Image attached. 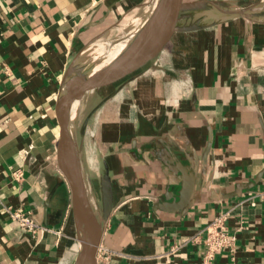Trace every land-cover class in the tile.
Masks as SVG:
<instances>
[{"label":"crops","instance_id":"1","mask_svg":"<svg viewBox=\"0 0 264 264\" xmlns=\"http://www.w3.org/2000/svg\"><path fill=\"white\" fill-rule=\"evenodd\" d=\"M151 1L0 0V264H74L60 82L79 51ZM247 1L245 13H209L175 34L96 112L91 134L69 125L80 159L93 155V171L98 158L108 165L112 210L96 264H201L192 238L221 212L236 247L214 264H264V0ZM255 178L242 195L214 200ZM6 207L59 233L33 239Z\"/></svg>","mask_w":264,"mask_h":264},{"label":"water","instance_id":"2","mask_svg":"<svg viewBox=\"0 0 264 264\" xmlns=\"http://www.w3.org/2000/svg\"><path fill=\"white\" fill-rule=\"evenodd\" d=\"M191 10L198 11L195 13L196 18L183 16L184 12ZM209 13H245V7L230 1L220 3L214 0H152L142 22L116 46L85 66L78 63L79 56L85 49L107 35L105 33L79 51L66 68L56 96L54 118L59 134L58 164L70 187L72 215L79 245L74 264H96V252L104 225L112 210L113 194L108 165L106 161H102L98 197L94 194L90 197L88 189L90 177L84 175L83 162L69 132L71 107L75 104L77 106L87 94L117 83L123 86L130 82L138 72L156 59L174 34L196 30L198 28L196 21L208 16ZM109 56L111 57L108 58ZM114 93L115 91H112L107 94L86 114L82 127L87 125L94 113L111 99ZM207 151L206 146L203 158ZM257 181L258 178H255L231 187L218 188L213 191L214 200L221 201L240 196ZM187 191L186 189L185 197ZM187 209L181 207L178 212L185 213Z\"/></svg>","mask_w":264,"mask_h":264},{"label":"rangeland","instance_id":"3","mask_svg":"<svg viewBox=\"0 0 264 264\" xmlns=\"http://www.w3.org/2000/svg\"><path fill=\"white\" fill-rule=\"evenodd\" d=\"M214 1H218L220 3H221V1H226V2L230 1V2H233L234 4H236L238 6H245L248 3L247 0H214ZM147 7L150 8V5H148ZM148 8L145 7L144 10H141V13H143L142 15H140V14H133L132 16L129 15L125 19L120 21V23L118 24V28L113 29L107 35H105L103 38L98 40L96 43H94L93 45H90L88 48H86L84 53H82V55L79 56L78 63L82 66L83 65L85 66L86 64L96 60L98 57H100L106 51H109L112 47L116 46V44L119 43V41L123 37H125L126 35L131 33L142 22L143 18L146 16ZM145 9H146V12H145ZM191 11L184 12L183 16L184 17L189 16L191 19L193 17L196 18V16H197L196 14L198 13V11H192V12ZM119 86H120V83H117V84L110 86L108 88L101 89V90L95 91L93 93H90V94H87L86 96H84V98L79 102V104L77 106H76V104L73 105L74 111H73L72 115H70V125H73V121H75V126L77 127L78 132L84 133L87 131L88 133L90 132V134H91L92 133V127H94V123H95L94 121L96 120L95 119L96 118L95 117L96 112L89 119L87 125L85 127H82L81 124H82L86 114L103 97H105L107 94H109L112 91L118 90ZM90 139H91V137H90ZM91 141H92V139H91ZM90 152L91 151H89V153ZM95 154H97V153H95ZM92 156L91 157L89 156V158H94ZM89 158L87 155L86 160L88 163H86V160H84V157L82 159L83 166H84V175L90 177L89 184H88L90 197H92L94 195L96 197H98L97 196L98 195V179H99V175L102 172V161H101L102 158H100V159L98 158V166H97L95 171H93L89 168V166L91 167V165L89 164V160H88ZM88 164H89V166H88ZM90 190H91V192H90ZM92 194H94V195H92Z\"/></svg>","mask_w":264,"mask_h":264},{"label":"built area","instance_id":"4","mask_svg":"<svg viewBox=\"0 0 264 264\" xmlns=\"http://www.w3.org/2000/svg\"><path fill=\"white\" fill-rule=\"evenodd\" d=\"M13 174L16 177L20 175L19 172ZM5 212L11 221L15 222L22 231L28 233L33 239L41 238L48 232L59 233V231L40 225L29 213L22 210L6 207ZM228 218V212L219 213L206 224L202 237L196 236L192 238L194 243H199L202 246L201 264H214L215 258L219 254L234 253L236 236L234 231L232 232L228 229ZM170 252H173V248L170 249Z\"/></svg>","mask_w":264,"mask_h":264},{"label":"bare ground","instance_id":"5","mask_svg":"<svg viewBox=\"0 0 264 264\" xmlns=\"http://www.w3.org/2000/svg\"><path fill=\"white\" fill-rule=\"evenodd\" d=\"M123 37V36H122ZM112 45V44H111ZM110 46V45H109ZM111 56H109L108 58H110ZM73 106L71 107V115H72V113H73ZM89 160V164L91 165V167H93V159L92 158H89L88 159ZM90 192H91V190H90ZM93 195V194H92Z\"/></svg>","mask_w":264,"mask_h":264}]
</instances>
